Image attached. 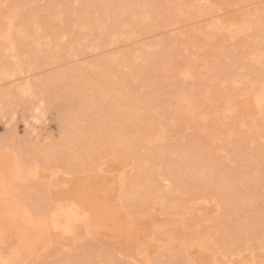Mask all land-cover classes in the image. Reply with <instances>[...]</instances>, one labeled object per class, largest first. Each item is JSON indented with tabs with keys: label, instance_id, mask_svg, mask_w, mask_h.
I'll list each match as a JSON object with an SVG mask.
<instances>
[{
	"label": "rangeland",
	"instance_id": "obj_1",
	"mask_svg": "<svg viewBox=\"0 0 264 264\" xmlns=\"http://www.w3.org/2000/svg\"><path fill=\"white\" fill-rule=\"evenodd\" d=\"M0 200V264H264V0H0Z\"/></svg>",
	"mask_w": 264,
	"mask_h": 264
},
{
	"label": "bare ground",
	"instance_id": "obj_2",
	"mask_svg": "<svg viewBox=\"0 0 264 264\" xmlns=\"http://www.w3.org/2000/svg\"><path fill=\"white\" fill-rule=\"evenodd\" d=\"M9 29L10 28L8 27L5 35L2 37L4 42H9V37H8L9 36ZM10 49H12V47L9 48V50ZM23 93H25V92H23ZM34 117H35L34 121L36 122L38 120L37 115H34ZM15 205H16V203H15ZM0 210H2L4 212L3 216L5 217L4 222H2V225L12 226V228L15 231L16 237L18 238V242L23 244V245L30 244L31 240L33 238H35V236L40 235L41 234L40 232H42L44 230L43 229V223H41V221L39 219L35 218L36 216L34 217L28 210H26L23 207L15 208L13 206H10V205L3 203L0 200ZM0 216H2V215H0ZM10 256H12V255H10Z\"/></svg>",
	"mask_w": 264,
	"mask_h": 264
}]
</instances>
